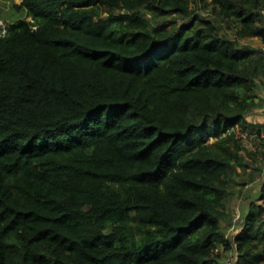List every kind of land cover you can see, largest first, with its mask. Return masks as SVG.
<instances>
[{"label": "trees", "instance_id": "trees-1", "mask_svg": "<svg viewBox=\"0 0 264 264\" xmlns=\"http://www.w3.org/2000/svg\"><path fill=\"white\" fill-rule=\"evenodd\" d=\"M201 1L214 19L189 0L15 4L29 20L0 35V264H264V178L225 229L264 80L262 47L240 39L264 46V0Z\"/></svg>", "mask_w": 264, "mask_h": 264}, {"label": "rangeland", "instance_id": "rangeland-1", "mask_svg": "<svg viewBox=\"0 0 264 264\" xmlns=\"http://www.w3.org/2000/svg\"><path fill=\"white\" fill-rule=\"evenodd\" d=\"M20 0H0V21L9 24L18 18H25L29 20V16L23 8H16L15 4H18ZM191 7L201 13L205 18L214 19L211 13V7L206 5L201 0H189ZM189 20V17L169 15L165 17V21H175L182 23ZM219 25V32L221 34L232 35L235 32V23L233 21L220 20L217 21ZM241 43H248L256 47H262L264 54V46L258 37L243 38L240 39ZM255 95L260 101L259 111H253L251 114V121L248 123L245 137H243V150L241 151L243 160L241 165L238 166L240 175L237 177L242 179L246 178V183L241 184L238 178H233L228 186V194L226 196L225 205L226 208L233 215V222L224 224L227 230V235H230L238 225L237 218H240L247 209V203L253 198H257L261 193L262 180L264 178V80L259 79L257 81V87ZM262 102V103H261ZM249 163V167L243 169L242 164ZM257 167L256 175L250 181L247 176L253 171V168ZM254 170V171H255ZM261 182V183H260Z\"/></svg>", "mask_w": 264, "mask_h": 264}, {"label": "built area", "instance_id": "built-area-1", "mask_svg": "<svg viewBox=\"0 0 264 264\" xmlns=\"http://www.w3.org/2000/svg\"><path fill=\"white\" fill-rule=\"evenodd\" d=\"M8 30V24L0 21V35H4ZM245 132L240 133V137H245ZM215 264H234V260L231 254H223L222 252L220 253V259L218 260L217 263Z\"/></svg>", "mask_w": 264, "mask_h": 264}, {"label": "crops", "instance_id": "crops-1", "mask_svg": "<svg viewBox=\"0 0 264 264\" xmlns=\"http://www.w3.org/2000/svg\"><path fill=\"white\" fill-rule=\"evenodd\" d=\"M259 110H261V109L260 108L255 109V111H259ZM250 121H251V116L248 118V122H250Z\"/></svg>", "mask_w": 264, "mask_h": 264}]
</instances>
